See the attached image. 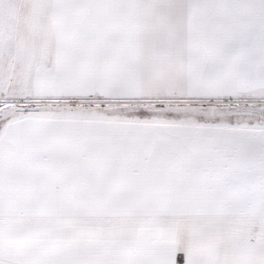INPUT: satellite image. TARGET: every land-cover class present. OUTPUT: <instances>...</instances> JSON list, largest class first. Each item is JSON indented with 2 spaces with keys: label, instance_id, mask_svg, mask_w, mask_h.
Segmentation results:
<instances>
[{
  "label": "snow or ice",
  "instance_id": "1",
  "mask_svg": "<svg viewBox=\"0 0 264 264\" xmlns=\"http://www.w3.org/2000/svg\"><path fill=\"white\" fill-rule=\"evenodd\" d=\"M0 264H264V0H0Z\"/></svg>",
  "mask_w": 264,
  "mask_h": 264
}]
</instances>
